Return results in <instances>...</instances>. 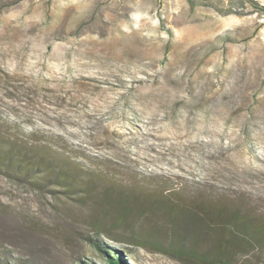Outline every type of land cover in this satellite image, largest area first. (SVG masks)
<instances>
[{"label":"rangeland","instance_id":"obj_1","mask_svg":"<svg viewBox=\"0 0 264 264\" xmlns=\"http://www.w3.org/2000/svg\"><path fill=\"white\" fill-rule=\"evenodd\" d=\"M0 136L73 143L264 221V0H0ZM55 189L0 167V264L105 262L80 236L88 207ZM165 223L143 226L165 239ZM123 258L192 264L153 246Z\"/></svg>","mask_w":264,"mask_h":264},{"label":"trees","instance_id":"obj_2","mask_svg":"<svg viewBox=\"0 0 264 264\" xmlns=\"http://www.w3.org/2000/svg\"><path fill=\"white\" fill-rule=\"evenodd\" d=\"M58 143L18 145L0 136V167L30 179L36 188L52 189L55 195L59 192L55 188H61L75 204L88 207L82 217L88 227L80 236L105 249L102 264H129L123 253L136 246H153L192 264H234L238 255L264 245V221L254 220L228 201L206 194L202 201H185L182 186L173 187L162 175L139 179L120 164L83 152L78 145ZM154 215L168 225V239L159 236L158 227L144 228ZM188 239L207 245L188 248ZM106 241L118 247H109ZM132 262L140 264L136 259Z\"/></svg>","mask_w":264,"mask_h":264}]
</instances>
